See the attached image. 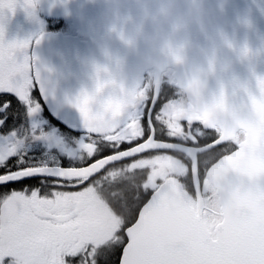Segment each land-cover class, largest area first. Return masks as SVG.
<instances>
[{
  "label": "snow or ice",
  "instance_id": "1",
  "mask_svg": "<svg viewBox=\"0 0 264 264\" xmlns=\"http://www.w3.org/2000/svg\"><path fill=\"white\" fill-rule=\"evenodd\" d=\"M16 5L0 0V11ZM28 48L0 29V264H264V78L243 119L183 102L157 112L159 91L109 98L93 113L85 93V135L65 164L55 133L22 124L41 111ZM126 109L134 114L121 123ZM35 143L48 145L44 157L29 154ZM223 170L235 172V200L208 206L206 177Z\"/></svg>",
  "mask_w": 264,
  "mask_h": 264
},
{
  "label": "clouds",
  "instance_id": "2",
  "mask_svg": "<svg viewBox=\"0 0 264 264\" xmlns=\"http://www.w3.org/2000/svg\"><path fill=\"white\" fill-rule=\"evenodd\" d=\"M85 2L97 9L96 19L103 29L99 51L109 62L96 67L97 80L108 86H114L117 77L132 82L130 89L121 86L120 99L170 86L178 89L185 104L208 111L215 119H243L228 105L222 87L218 96L207 98L209 81L226 71V58L242 56L244 50L229 37L232 22L225 0ZM234 176L233 170H223L206 177L203 198L208 206L234 202L230 190Z\"/></svg>",
  "mask_w": 264,
  "mask_h": 264
},
{
  "label": "water",
  "instance_id": "3",
  "mask_svg": "<svg viewBox=\"0 0 264 264\" xmlns=\"http://www.w3.org/2000/svg\"><path fill=\"white\" fill-rule=\"evenodd\" d=\"M36 1L43 16L71 23L77 34L70 37L45 33L35 40L32 65L39 71L41 100L57 123L75 132H85L83 118L76 107L78 99L85 93L94 95L90 108L93 113L102 112L103 104L109 98L120 99L121 86L130 89L132 82L117 77L114 86L96 93V67L109 63L99 51L103 29L96 19V8L85 0ZM224 7L232 22L228 29L230 39L238 48H246L248 54L226 58V71L209 81L207 98L218 96L222 87L230 108L244 115L249 107L248 94L259 97L257 79L264 78V0H225ZM130 110L126 109L118 118L121 123L130 116Z\"/></svg>",
  "mask_w": 264,
  "mask_h": 264
},
{
  "label": "flooded vegetation",
  "instance_id": "4",
  "mask_svg": "<svg viewBox=\"0 0 264 264\" xmlns=\"http://www.w3.org/2000/svg\"><path fill=\"white\" fill-rule=\"evenodd\" d=\"M31 20L37 21L36 29L34 27L29 28L31 24ZM0 29H2L3 31V38L6 42L11 43V42L28 41L29 43V48L27 49L28 56H29V51H30V47H31V43L33 39L35 38L37 34L41 32L50 31V30H62L63 33L65 34H70V35L73 34L67 27L61 25L59 21H54V20L43 18L39 14L36 3L34 7L26 8L24 6V0H17V5H16L14 13L9 12L7 9L0 11ZM34 29H35V32L30 33L34 31ZM33 91H34L33 98L36 100H39L38 95H36L38 94L36 91V88ZM158 91L160 94V100L157 101V105H158L156 108L157 112L159 111L160 108H162L168 102L185 103L184 97L175 87L165 86L159 89ZM6 96L7 94H0V100H3ZM8 98L14 100V97H8ZM41 113H42V118L44 119L45 110L42 105H41ZM133 114L134 112L131 111V115ZM22 124L24 125V128L26 129L27 122L22 121ZM196 126L202 127L200 125H196ZM56 128L59 131L62 130L59 126H56ZM207 131H211V130H207ZM70 134L71 135L69 138H75L76 143H79L85 135V134H74V133H70ZM41 147L42 145L39 144L38 147L34 150V152L31 151L29 152V154L30 155L34 154L37 157H42ZM61 162L65 164L69 163V161L65 158H62ZM143 178H146V176H144ZM23 184L24 185H35L36 181L34 180L26 181V182H23ZM11 187H14L17 190H19L21 189L22 185L20 183H17V184L11 185L10 188ZM4 191H6V189L0 188V195H2ZM42 194H43V190H42Z\"/></svg>",
  "mask_w": 264,
  "mask_h": 264
},
{
  "label": "rangeland",
  "instance_id": "5",
  "mask_svg": "<svg viewBox=\"0 0 264 264\" xmlns=\"http://www.w3.org/2000/svg\"><path fill=\"white\" fill-rule=\"evenodd\" d=\"M36 25H37V21L31 20V24H30L29 28L34 27L36 29ZM35 29H34V31H32L30 33H34ZM33 124L37 125L39 127V129L42 130L44 133H47V134L55 133L56 136L61 140L62 147L60 149H52L53 152L58 151L61 153L60 158H65V155H66L65 150L74 151L78 148L79 143H76V139L75 138H68L63 133H60V131L57 130L55 127H52L45 119L42 118L41 111L32 120L27 121L26 129L30 128L31 125H33ZM39 144L42 145L41 150H42V156L44 157L48 152V145H46V144H43V143L31 144L29 146L30 152L31 151L34 152V150L38 147Z\"/></svg>",
  "mask_w": 264,
  "mask_h": 264
}]
</instances>
